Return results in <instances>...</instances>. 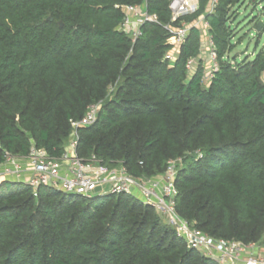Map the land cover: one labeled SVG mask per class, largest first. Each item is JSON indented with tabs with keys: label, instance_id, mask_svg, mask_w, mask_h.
I'll list each match as a JSON object with an SVG mask.
<instances>
[{
	"label": "trees",
	"instance_id": "trees-1",
	"mask_svg": "<svg viewBox=\"0 0 264 264\" xmlns=\"http://www.w3.org/2000/svg\"><path fill=\"white\" fill-rule=\"evenodd\" d=\"M169 1L0 0V164L32 147L61 157L71 122L99 103L96 120L77 129L80 157L141 179L175 161L182 219L214 239L264 241V48L239 60L232 53L229 23L242 0H217L210 13L200 0L172 23L192 25L174 48L164 28ZM145 2L158 23L145 22L132 43L116 5ZM201 16L217 55L207 84L193 25ZM189 58L197 59L192 70ZM0 264L220 263L132 196L88 199L44 185L35 194L3 180Z\"/></svg>",
	"mask_w": 264,
	"mask_h": 264
},
{
	"label": "built area",
	"instance_id": "built-area-1",
	"mask_svg": "<svg viewBox=\"0 0 264 264\" xmlns=\"http://www.w3.org/2000/svg\"><path fill=\"white\" fill-rule=\"evenodd\" d=\"M216 2L217 0H208V13L213 11ZM116 7H120L123 12V20L118 29L128 35L132 43L140 35L141 26L145 22L158 23L157 15L148 12L146 2ZM168 7L171 19L164 28L170 33L168 43L177 48L192 25L182 22L175 26L172 23L183 15L197 12L200 0H170ZM200 22L207 28V21L203 17ZM198 23L199 21H196L193 25L197 26ZM208 40L209 47L205 52L207 58L201 54L205 68L203 79L211 77L213 70L217 68V55L212 48L210 36ZM165 58L173 60V52L168 53ZM196 63V58H189L187 67L192 69ZM98 109L99 103L92 104L80 120L71 122L73 131L67 142L68 146L59 158H52L45 150L36 147H32L25 157L6 154L5 161L0 164V183L3 180L24 182L31 186L35 194L37 188L44 185L88 199L107 194L129 195L159 210L164 215V223L172 227L188 247L215 259L220 264H264V241L244 243L214 239L193 228L175 212V161H169L167 169L161 175L141 179L131 176L122 166L108 168L100 165L94 156L89 160L80 157L77 153V129L93 123Z\"/></svg>",
	"mask_w": 264,
	"mask_h": 264
},
{
	"label": "rangeland",
	"instance_id": "rangeland-1",
	"mask_svg": "<svg viewBox=\"0 0 264 264\" xmlns=\"http://www.w3.org/2000/svg\"><path fill=\"white\" fill-rule=\"evenodd\" d=\"M208 1V0H207ZM238 14L229 24L234 30V37L232 42L235 44L234 50L232 51L233 54L236 55L237 59H242L244 56H252L255 52L259 51L260 49L264 48V31L259 37V42L257 46L255 45L257 32L254 30V24L250 21L253 17H257L259 21H262L264 24V1L258 3L255 7L250 4V0H242V3L236 7ZM208 13V12H207ZM202 16L197 19V27L202 32L201 37V51L202 56L207 58L206 51L209 47V40L205 35V28L203 24L200 22ZM192 70V69H191ZM206 75V74H205ZM264 77V74H263ZM208 78H204V84L208 83ZM66 146L67 143H66ZM65 146V147H66ZM156 214L160 217V219L164 222L165 218L164 215L160 213L159 210L154 208Z\"/></svg>",
	"mask_w": 264,
	"mask_h": 264
},
{
	"label": "water",
	"instance_id": "water-1",
	"mask_svg": "<svg viewBox=\"0 0 264 264\" xmlns=\"http://www.w3.org/2000/svg\"><path fill=\"white\" fill-rule=\"evenodd\" d=\"M262 24H263L262 21H258L257 24H256L255 27H254V30H255V31H258V30L260 29V27L262 26ZM58 25H59V27H61V26H62V22L59 21Z\"/></svg>",
	"mask_w": 264,
	"mask_h": 264
},
{
	"label": "crops",
	"instance_id": "crops-1",
	"mask_svg": "<svg viewBox=\"0 0 264 264\" xmlns=\"http://www.w3.org/2000/svg\"><path fill=\"white\" fill-rule=\"evenodd\" d=\"M202 33V32H201ZM205 35L207 36V38H209V35L207 33V30H205Z\"/></svg>",
	"mask_w": 264,
	"mask_h": 264
}]
</instances>
